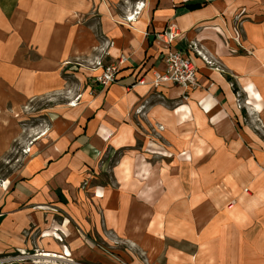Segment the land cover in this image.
Masks as SVG:
<instances>
[{"label": "rangeland", "instance_id": "obj_1", "mask_svg": "<svg viewBox=\"0 0 264 264\" xmlns=\"http://www.w3.org/2000/svg\"><path fill=\"white\" fill-rule=\"evenodd\" d=\"M143 2L118 0L120 5ZM241 15L236 14L233 23L237 49H243ZM86 24L98 47L53 61L60 85L28 97L12 112L18 133L0 155V200L19 182L29 160L45 148L37 143L56 121H69L61 136L72 133L77 117L71 109L79 106L86 91L97 93L96 76L119 61L121 55L117 61L106 56L108 41L99 32L98 20L91 18ZM38 31L46 33V26ZM36 34L22 40L0 14V58L8 63L15 59L50 63L36 46H45L46 36ZM239 98L236 92L237 107L244 110L239 128L242 124L247 129L236 132L243 141L240 146L207 147L201 133L197 145L187 139L190 131L166 132L167 125L147 122L143 107L129 142L96 148H74L70 142L40 166L49 170L41 179L44 200L32 207L38 222L13 230L14 239L0 244V264H179V257L187 259L184 264H212L226 230L245 238H253L254 231L261 234L264 111L251 110L254 105ZM182 240L193 241L192 250L189 243L181 246ZM41 251L53 256H38ZM196 251L201 254L198 262L191 261Z\"/></svg>", "mask_w": 264, "mask_h": 264}, {"label": "crops", "instance_id": "obj_2", "mask_svg": "<svg viewBox=\"0 0 264 264\" xmlns=\"http://www.w3.org/2000/svg\"><path fill=\"white\" fill-rule=\"evenodd\" d=\"M202 1L207 3L195 9L185 6ZM238 13L244 19L240 27L243 49H237L233 41ZM0 14L14 25L22 40L33 31L36 36H46L45 46L35 43L40 57L50 61L15 59L8 63L0 58V155L17 137L12 112L28 97L60 85L53 61L87 54L98 47L96 35L86 24L89 19L98 20L99 32L108 41L105 52L110 61H117L120 55L128 58L116 81L99 87L94 95L86 91L79 106L71 109L77 117L72 133L61 136L69 121H56L48 136L37 143L45 148L29 160L19 182L0 200V244L14 239L13 230L38 222L32 207L44 200L41 179L49 170H40V166L70 142L74 148L129 142L137 128L138 110L144 108L147 122L167 125L166 132L190 131L187 139L193 138L197 145L203 138L201 133L207 138V147L240 146L243 141L237 139L236 132L247 129L242 124L239 128L244 110L237 107L236 92L239 99L243 96L254 105L251 110L260 108L263 114L264 0H144L121 5L118 0H0ZM45 26L46 33L37 32ZM169 26L177 31L169 49L182 50L198 67L193 89L184 90L170 82L152 85L155 72L165 68L163 53L167 49L158 35ZM210 60L214 64L204 62ZM139 79L145 83L139 84ZM262 228L263 224L259 226L261 234L254 231L253 238L226 230L221 241L226 254L223 245L212 264H264ZM187 243L193 241L179 244ZM199 255L196 251L191 261L198 262ZM183 258L179 257V264L187 260Z\"/></svg>", "mask_w": 264, "mask_h": 264}, {"label": "built area", "instance_id": "obj_3", "mask_svg": "<svg viewBox=\"0 0 264 264\" xmlns=\"http://www.w3.org/2000/svg\"><path fill=\"white\" fill-rule=\"evenodd\" d=\"M164 46L167 49L164 54L165 68L163 72H155L152 85L158 87L161 82H170L186 89H193L196 86L198 67L194 60L186 56L182 50L169 49L170 43L177 36V31L173 27H167L160 35ZM127 57L121 55L117 63L113 62L101 69L95 81L102 88L117 79L120 66L127 61ZM209 63V62H206ZM139 84H144V79L138 80Z\"/></svg>", "mask_w": 264, "mask_h": 264}, {"label": "trees", "instance_id": "obj_4", "mask_svg": "<svg viewBox=\"0 0 264 264\" xmlns=\"http://www.w3.org/2000/svg\"><path fill=\"white\" fill-rule=\"evenodd\" d=\"M205 3H207L206 1H202V2H195V3H189V4H186L185 6H186V8L188 9V10H191V9H195V8H198V7H200V6H202V5H204Z\"/></svg>", "mask_w": 264, "mask_h": 264}, {"label": "bare ground", "instance_id": "obj_5", "mask_svg": "<svg viewBox=\"0 0 264 264\" xmlns=\"http://www.w3.org/2000/svg\"><path fill=\"white\" fill-rule=\"evenodd\" d=\"M133 19V18H132ZM251 203V202H250ZM249 205V204H248ZM159 238V237H158ZM18 244V243H17ZM21 244V243H20ZM42 252V251H41ZM38 256H45V257H48V256H50V257H52L53 256V254H49L48 252H42V253H40V254H38ZM62 256V255H61ZM61 256H58L59 258H61ZM200 256H201V254H200ZM56 257V256H55ZM200 258V257H199Z\"/></svg>", "mask_w": 264, "mask_h": 264}]
</instances>
